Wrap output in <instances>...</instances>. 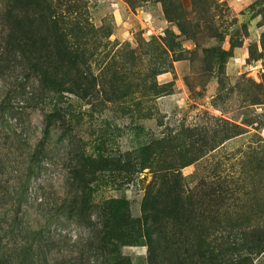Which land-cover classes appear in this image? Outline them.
<instances>
[{
    "label": "rangeland",
    "instance_id": "rangeland-1",
    "mask_svg": "<svg viewBox=\"0 0 264 264\" xmlns=\"http://www.w3.org/2000/svg\"><path fill=\"white\" fill-rule=\"evenodd\" d=\"M50 1L51 18L37 4L39 37L56 62L64 40L74 54L61 63L68 93L49 136L55 103L32 95L22 62L0 56V264H114L99 208L128 201L140 233L143 202L166 168L191 189L228 175L226 237L244 239L251 264H264L255 255L264 239V0ZM2 33L0 19V45ZM226 121L244 135L214 150L216 135L237 131ZM171 138L151 168L137 165L141 147ZM81 155L120 159L127 169L100 174L84 219L71 176ZM198 225L184 219L183 264L194 263L186 252ZM133 241L117 253L124 264H176L162 244L156 253L146 239Z\"/></svg>",
    "mask_w": 264,
    "mask_h": 264
},
{
    "label": "trees",
    "instance_id": "trees-1",
    "mask_svg": "<svg viewBox=\"0 0 264 264\" xmlns=\"http://www.w3.org/2000/svg\"><path fill=\"white\" fill-rule=\"evenodd\" d=\"M38 1L0 0V19L3 26L0 56L12 57L16 62H22L23 70L28 75L26 79L33 87L32 95L38 99L48 96L47 98L55 103L54 109L46 117L48 126L45 136H49L50 126L59 115L56 103L63 100L64 94L68 93L64 87L68 74H62L61 68L63 66L61 63L73 56L74 48L66 40L62 41L63 59L61 58L56 62L50 46L47 45L44 38L39 37L37 31V27L40 26L37 15ZM40 1L44 3L45 11H49L51 18L53 16L50 12L51 1ZM205 4L207 5L206 2ZM52 21L50 19V23ZM58 32L61 33L59 28ZM61 36L62 38L65 37L62 33ZM157 89L158 86L154 84L153 90ZM224 124L237 131L219 133L220 137L216 135L214 140L216 141L215 146H217L214 150L225 145L227 141L244 135L239 131L237 125L227 121ZM172 143L171 138L169 140H152L145 144L136 151L137 165L142 170L151 168L160 156L157 149ZM111 161L104 156L96 158L81 155L78 165L71 171L72 180L78 187V192L73 201L76 212L81 219H84L87 213L93 209L92 198L95 193L93 186L98 181L100 174L108 172L110 165L117 168L118 171H127L122 160ZM195 161L184 164L183 168L190 166ZM155 175L159 179L160 185L156 191H150L143 202L142 209L146 227L140 233H136L140 222L131 217L128 201L109 200L99 208V217L103 224L102 242L106 248L115 247L110 254L114 256V264H124L125 261L118 258L120 248L133 246V240H139V238L146 239L150 249L155 250L156 253L162 244L161 247L165 251H169L172 258L176 260V264H183L181 245L184 219L186 221L187 219H196L199 224L197 228L201 231V233L192 232L195 237L192 239L191 249L186 252L195 264L253 263L249 256L254 254L245 249L244 239L236 238L238 239L237 243L231 245L230 239L226 237L225 225H227L229 218L228 175L219 172L212 178L202 181L195 189L189 188L185 177L174 172L172 168L159 169ZM169 223H173L174 226L168 233ZM206 224L212 226L214 234L208 232L209 228L206 227ZM166 243H170L173 249H165L163 245ZM185 244L189 245L186 241ZM239 248L243 249L240 250ZM256 251V256L264 255V239L259 242ZM152 264H159L157 257Z\"/></svg>",
    "mask_w": 264,
    "mask_h": 264
}]
</instances>
